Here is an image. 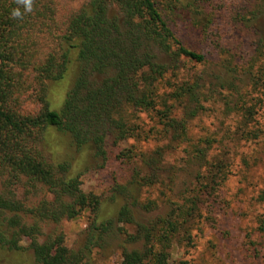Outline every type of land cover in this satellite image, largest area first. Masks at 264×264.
Wrapping results in <instances>:
<instances>
[{
	"label": "trees",
	"instance_id": "trees-1",
	"mask_svg": "<svg viewBox=\"0 0 264 264\" xmlns=\"http://www.w3.org/2000/svg\"><path fill=\"white\" fill-rule=\"evenodd\" d=\"M175 1L85 0L60 14V0H30L31 11L24 0H0V249L19 251L26 238L34 264H96L93 250L114 238L120 264H191L182 258L186 246L230 204L234 148L264 145V38L240 65L215 43L225 75L186 69V61L206 60L170 27ZM254 1L252 19L264 9V0ZM216 12L194 23L207 32ZM217 102L237 125L221 134L195 130L193 122ZM110 134L114 143L154 146L118 153L133 163L132 173L107 197L84 192L81 176L92 159L106 160ZM170 154L178 157L170 162ZM37 191L41 197L28 203ZM255 198L264 206V188ZM85 212L83 240L69 247L57 225ZM49 224L56 226L45 233ZM254 231L264 240V209Z\"/></svg>",
	"mask_w": 264,
	"mask_h": 264
},
{
	"label": "rangeland",
	"instance_id": "rangeland-1",
	"mask_svg": "<svg viewBox=\"0 0 264 264\" xmlns=\"http://www.w3.org/2000/svg\"><path fill=\"white\" fill-rule=\"evenodd\" d=\"M60 1V14H66L79 7L85 0ZM192 1H175L171 11L170 27L182 43L203 53L206 62L202 66L186 61L185 68L205 69L207 74H216L223 69L222 75H225L227 69L221 65L219 50L214 47L215 43H220L222 47L228 49L234 57V63L240 65L248 61L252 55L255 39L259 36L264 38V9L256 19H252L254 0H213L208 5L205 3H200V6L196 3L188 5ZM215 12L216 20L211 24L209 31L203 32L194 23L196 19L203 23L211 17V13ZM232 13L236 14L234 19L224 20L225 15ZM241 76L246 77L244 74ZM31 107L34 105L29 104V108ZM262 112L264 113V105ZM204 113L193 122L195 130L203 129L221 134L225 132L228 123L232 127L237 125L234 118L228 117L231 114L224 113L222 102H217L212 109ZM140 115L143 127L148 128L150 119L145 113ZM259 119L261 123H264V116ZM114 136L110 134L107 138L106 160H102L101 157L94 161L92 159V165L82 174L81 189L84 192H93L107 197L116 182L124 183L132 173L133 163L119 159L118 153L132 144H135L137 150L150 149L154 146L152 142L147 144L133 139L114 143ZM245 144L244 146L239 144L237 148H234L236 152L238 151V163L234 170L235 175L230 177L226 185L230 204L222 203L219 206L222 208L216 211L215 226L213 222H210L209 228L196 231L193 245L184 247L185 250L187 249V254H183L182 258L191 259V264H264V240H261L254 231V217L264 209V206L255 198L259 189L264 188V145L262 141ZM241 151L250 157L248 169L241 166L239 160ZM175 157L178 155L170 154L169 161L173 162ZM247 185L244 192L236 194L238 187ZM17 192L19 196L23 195L24 188L20 187ZM40 192L28 194V203L37 201L41 197ZM87 217L88 213L85 212L76 219L64 220L57 225V228L65 234L67 246L76 247L82 242L88 225ZM55 226L54 224L46 225L44 232H49ZM118 241L113 238L109 240L106 249L93 250L96 264H120ZM21 244L23 248L15 252L0 249V264H34L33 251L28 247V240L22 239Z\"/></svg>",
	"mask_w": 264,
	"mask_h": 264
},
{
	"label": "clouds",
	"instance_id": "clouds-1",
	"mask_svg": "<svg viewBox=\"0 0 264 264\" xmlns=\"http://www.w3.org/2000/svg\"><path fill=\"white\" fill-rule=\"evenodd\" d=\"M25 4H26V10L27 11H31V3L30 0H24ZM14 15H19L20 13L18 11H15L13 13Z\"/></svg>",
	"mask_w": 264,
	"mask_h": 264
}]
</instances>
